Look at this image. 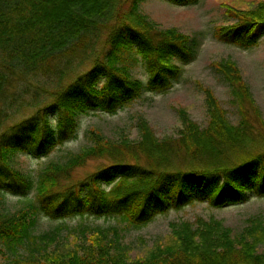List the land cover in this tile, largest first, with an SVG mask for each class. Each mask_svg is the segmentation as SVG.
<instances>
[{"label": "trees", "instance_id": "16d2710c", "mask_svg": "<svg viewBox=\"0 0 264 264\" xmlns=\"http://www.w3.org/2000/svg\"><path fill=\"white\" fill-rule=\"evenodd\" d=\"M143 1L0 0V201L8 194L35 199L12 215L0 214V264H264L263 215L249 217L239 234L213 218L171 223L169 236L142 258L132 257L118 227L80 225L79 241L69 248L64 226L35 231L39 214L116 217L143 229L195 202L225 208L264 197L263 116L232 59L214 61L210 69L228 89L236 124L214 91L201 86L205 128L181 112L179 136L162 140L141 118L138 140L112 141L92 130L89 146L48 164L36 178L10 166L19 153L48 157L75 140L81 117L116 115L147 89L167 94L197 60L200 39L161 29L141 13ZM224 8L234 22L215 27L214 39L257 47L264 1L250 11ZM137 68L148 74L147 88L133 77ZM93 160L108 165L69 184Z\"/></svg>", "mask_w": 264, "mask_h": 264}, {"label": "rangeland", "instance_id": "374dc122", "mask_svg": "<svg viewBox=\"0 0 264 264\" xmlns=\"http://www.w3.org/2000/svg\"><path fill=\"white\" fill-rule=\"evenodd\" d=\"M264 0H200L196 6L179 7L163 0H144L140 11L149 20L165 29H178L184 34L200 39L201 48L197 60L184 67L183 77L174 84L167 94H155L148 89L142 97L132 105L126 107L116 115L96 112L79 119L78 137L75 140L64 142L48 157L28 156L19 153L12 159L10 166L22 175L36 178L38 174L54 162H64L69 156L89 146L88 135L90 131L102 132L112 141L128 140L136 141L139 138L138 122L142 118L149 122L158 139L176 138L183 129L181 112H185L199 127H206L209 122L206 95L202 87L212 89L220 100L221 105L228 111L233 124L238 122L231 105L230 94L224 84H220L210 65L221 59H232L237 62L244 80L250 86L255 102L257 103L264 122V37L257 47L249 50L239 49L233 45H225L216 41L213 37V29L221 25H229L234 22L228 19L224 5L241 10H254ZM92 64L87 65L88 69ZM133 77L140 80L147 88L149 76L141 68L135 69ZM103 160L89 161L85 167L77 169L73 174V180L69 184L83 180L97 169L108 165ZM34 195L17 197L10 194L4 195L0 201V214L5 212L14 214L24 207L28 201H34ZM264 216V197L253 196L248 203L214 208L207 202H195L180 210H172L166 215L156 218L153 223L143 229L129 227L127 223L116 217H89L81 218L69 214L63 219H51L39 214L36 233L53 231L57 226H64L61 237L65 240L64 248H69L79 240L78 231L80 225L98 228L118 227L121 230L123 241L132 248V257L142 258L154 248L160 239L164 241L169 236L171 223L193 222L196 218L218 219L232 230L239 232L246 225V220L251 216ZM77 229V233L74 230Z\"/></svg>", "mask_w": 264, "mask_h": 264}]
</instances>
